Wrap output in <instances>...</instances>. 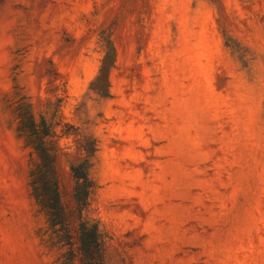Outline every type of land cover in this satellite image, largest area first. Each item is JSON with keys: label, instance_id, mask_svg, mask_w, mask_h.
Instances as JSON below:
<instances>
[{"label": "rangeland", "instance_id": "1", "mask_svg": "<svg viewBox=\"0 0 264 264\" xmlns=\"http://www.w3.org/2000/svg\"><path fill=\"white\" fill-rule=\"evenodd\" d=\"M54 85L106 264H264V0H0V264H70L20 131Z\"/></svg>", "mask_w": 264, "mask_h": 264}, {"label": "trees", "instance_id": "2", "mask_svg": "<svg viewBox=\"0 0 264 264\" xmlns=\"http://www.w3.org/2000/svg\"><path fill=\"white\" fill-rule=\"evenodd\" d=\"M110 55H106L104 61ZM58 86L54 85V100L38 97L34 105L29 97L21 98L20 131L30 149L29 193L46 213L45 230L64 241L61 248L67 245L72 256L70 264H106L105 235L98 222L89 216L95 191L90 175L93 142L82 136L78 127L65 121L60 110L62 96L56 92ZM62 138H71L74 148L69 144L61 145ZM62 159L72 182L69 190L62 187Z\"/></svg>", "mask_w": 264, "mask_h": 264}]
</instances>
